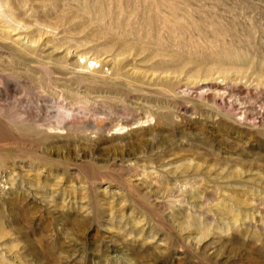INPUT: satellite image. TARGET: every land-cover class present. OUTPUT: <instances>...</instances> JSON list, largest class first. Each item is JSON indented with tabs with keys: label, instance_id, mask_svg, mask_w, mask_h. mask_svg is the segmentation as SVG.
<instances>
[{
	"label": "rangeland",
	"instance_id": "374dc122",
	"mask_svg": "<svg viewBox=\"0 0 264 264\" xmlns=\"http://www.w3.org/2000/svg\"><path fill=\"white\" fill-rule=\"evenodd\" d=\"M87 1L0 13V264H264V0Z\"/></svg>",
	"mask_w": 264,
	"mask_h": 264
},
{
	"label": "bare ground",
	"instance_id": "6f19581e",
	"mask_svg": "<svg viewBox=\"0 0 264 264\" xmlns=\"http://www.w3.org/2000/svg\"><path fill=\"white\" fill-rule=\"evenodd\" d=\"M10 1V0H9ZM9 1H7V0H0V13L1 14H3L4 16H12V12H11V10H10V7L9 6H11V4L9 3ZM96 1H98L99 2V0H96ZM104 1V0H103ZM144 1V0H143ZM174 2V1H173ZM176 2V1H175ZM85 3H88V1L87 0H85ZM91 7H93V3H91V4H89ZM173 5H176V4H173ZM133 10V9H132ZM134 12V11H133ZM144 18V17H143ZM168 19H170V18H168ZM149 21V20H148ZM143 22V21H142ZM10 24H11V22H10ZM24 24V23H23ZM35 39V38H34ZM38 40V39H37ZM29 41V40H28ZM36 41V40H35ZM24 42V41H23ZM39 42V41H38ZM17 43H18V41H17ZM16 43V44H17ZM27 43V42H26ZM33 43H34V41H33ZM26 45V44H25ZM34 46V45H33ZM10 48V47H9ZM8 48V49H9ZM16 49V48H15ZM27 49V48H26ZM32 49V48H31ZM33 50V49H32ZM12 51H13V49H12ZM28 51V50H27ZM73 51V50H72ZM85 52V51H84ZM79 54V55H78ZM15 55V54H14ZM31 55V54H30ZM75 55H78L79 57H85L86 58V60L87 61H90L91 63H92V65L93 64H95L96 62H93V60H94V58H91L90 56H88V55H86V54H82V53H79V52H77ZM42 56V55H41ZM9 57V56H8ZM65 57H66V55H65ZM84 58V59H85ZM11 59V58H10ZM14 59H16V58H14ZM75 59V58H74ZM26 60V59H25ZM28 60V59H27ZM97 60V59H96ZM37 61V60H36ZM6 62V61H5ZM31 62H32V60H31ZM48 62V61H47ZM85 62V61H84ZM37 63V62H36ZM25 64V63H24ZM34 64V63H33ZM37 65H38V63H37ZM44 65H46V64H44ZM43 65V66H44ZM70 65H72V66H76V65H80V62L78 61V59H76V61H74L73 63H71ZM91 65V64H90ZM87 68V67H86ZM53 70V69H52ZM77 71V70H76ZM46 72V71H45ZM53 72H54V70H53ZM30 74V73H29ZM47 74V73H46ZM78 76V75H77ZM80 76V75H79ZM87 78V77H86ZM58 87V86H57ZM69 89V88H68ZM64 91V90H63ZM62 94V93H61ZM209 94V93H208ZM63 95V94H62ZM257 117H258V115H257ZM259 117H261V116H259ZM262 121V120H261ZM258 124V123H257ZM261 124V123H260Z\"/></svg>",
	"mask_w": 264,
	"mask_h": 264
}]
</instances>
